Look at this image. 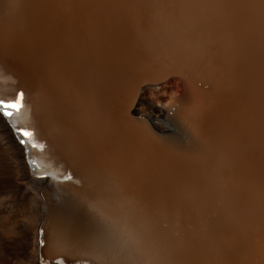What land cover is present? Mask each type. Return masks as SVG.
<instances>
[{
    "label": "bare ground",
    "instance_id": "6f19581e",
    "mask_svg": "<svg viewBox=\"0 0 264 264\" xmlns=\"http://www.w3.org/2000/svg\"><path fill=\"white\" fill-rule=\"evenodd\" d=\"M7 48L0 264H264V0H0Z\"/></svg>",
    "mask_w": 264,
    "mask_h": 264
},
{
    "label": "snow or ice",
    "instance_id": "6c2138e0",
    "mask_svg": "<svg viewBox=\"0 0 264 264\" xmlns=\"http://www.w3.org/2000/svg\"><path fill=\"white\" fill-rule=\"evenodd\" d=\"M23 101H24V93L22 91L18 93L16 98L13 100L5 101L3 99H0V115L6 118H11L14 113H18L21 110V108L24 106ZM16 132L17 135L20 137L19 142L22 145L31 143L32 137L34 135L33 131L20 128V129H16ZM31 147L39 148L40 150L44 149L43 144L31 143ZM70 178H71V174H69L68 177H65V179H70Z\"/></svg>",
    "mask_w": 264,
    "mask_h": 264
},
{
    "label": "rangeland",
    "instance_id": "374dc122",
    "mask_svg": "<svg viewBox=\"0 0 264 264\" xmlns=\"http://www.w3.org/2000/svg\"><path fill=\"white\" fill-rule=\"evenodd\" d=\"M22 51L24 52V57L27 58V62H28V58H29V61H31L33 49H31V47L27 45V46L22 48ZM0 56L2 58V62L6 66H8L14 70H18L21 73L23 72L24 73L23 75H26V76L30 75L29 74V66L26 67L25 62L20 60L21 58L16 56V53H14V51H12L11 49L7 48V51H3V52L0 51ZM61 133H62V135L65 136V130L64 129H62ZM44 175H46V174H44ZM42 245H43V243H42ZM261 258H262L261 252L252 256V260L254 261V264H260L262 262Z\"/></svg>",
    "mask_w": 264,
    "mask_h": 264
}]
</instances>
